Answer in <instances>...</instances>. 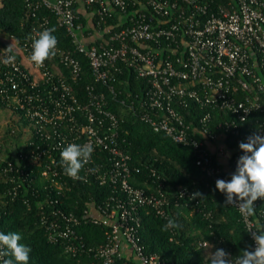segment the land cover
I'll return each mask as SVG.
<instances>
[{
  "label": "built area",
  "instance_id": "1",
  "mask_svg": "<svg viewBox=\"0 0 264 264\" xmlns=\"http://www.w3.org/2000/svg\"><path fill=\"white\" fill-rule=\"evenodd\" d=\"M24 3L26 37L0 35V109L10 113L0 122V179L10 200L22 195L29 206L33 198L48 243L71 257H90L89 264H173L145 252L140 211L166 220L171 207L193 202L192 212L209 215L198 209L195 189L130 184L131 157L113 101L192 150L196 166L240 215L256 264H264V0ZM41 11L54 17L72 49L60 47ZM117 13L118 21L107 24ZM79 55L93 79L81 94L74 90ZM122 67L145 81L140 93L117 89ZM194 108L205 111L188 121ZM214 111L230 116L214 122ZM6 131L17 137L9 159ZM233 167L256 174L251 186L243 183L246 191L232 179ZM77 183L108 193L74 213L62 205ZM81 224L103 228L104 243L86 245L77 232ZM220 244L199 241L198 247L213 264H243ZM0 264H9L1 236Z\"/></svg>",
  "mask_w": 264,
  "mask_h": 264
},
{
  "label": "trees",
  "instance_id": "2",
  "mask_svg": "<svg viewBox=\"0 0 264 264\" xmlns=\"http://www.w3.org/2000/svg\"><path fill=\"white\" fill-rule=\"evenodd\" d=\"M40 14L49 16L52 37L58 39L60 47L72 49L68 36L63 29L56 26L54 17L44 11ZM119 16V13L115 14L107 24L115 23ZM25 21L24 0L0 2L1 36H13L22 42L28 32V24L23 23ZM80 21L84 23L83 18ZM100 30H104V27ZM77 58L82 73L74 84V90L81 94L86 85L92 84L93 79L88 61L82 55ZM118 78L120 82L116 87L124 93H140L146 86L144 80L136 78L132 70L125 67H122V74ZM110 109L122 119L121 134L127 143L133 169L130 184L136 188L147 189L149 185L152 186L151 182L162 181L165 192H173L180 187L195 189L199 201L198 209L209 214L203 217L192 212L193 202L188 206L171 207L166 220L156 216L150 209H142L139 213L138 235L145 252L156 253L173 264H213L212 260L205 259L198 242L208 241L215 246H219L218 243L221 242L220 246L241 259L243 264H256V258L250 250V238L240 215L229 205L226 192L212 183L196 166L192 150L173 143L162 133L153 132L150 126L118 103L112 101ZM204 111L194 108L192 114L187 115V120H193ZM229 116L219 111L212 113L214 122L225 120ZM7 133L4 132L2 141L4 154L9 159L12 142L16 144L17 137L12 140ZM231 174L240 192L247 190L242 186L243 183L248 182L251 186L256 178L254 172L240 171L235 167ZM6 189L7 185L0 179V236L9 264H89L92 261L88 256L71 257L60 246L49 244L39 224L33 198L29 199L27 206L21 200L22 195L10 200L4 194ZM107 193L106 187L77 183L67 194V200L62 206L78 213L87 203L98 202ZM77 232L89 246H97L105 241L104 229L98 226L81 224ZM114 264H121V261L117 260Z\"/></svg>",
  "mask_w": 264,
  "mask_h": 264
},
{
  "label": "rangeland",
  "instance_id": "3",
  "mask_svg": "<svg viewBox=\"0 0 264 264\" xmlns=\"http://www.w3.org/2000/svg\"><path fill=\"white\" fill-rule=\"evenodd\" d=\"M7 120H10V113L7 110L0 109V122H4Z\"/></svg>",
  "mask_w": 264,
  "mask_h": 264
}]
</instances>
